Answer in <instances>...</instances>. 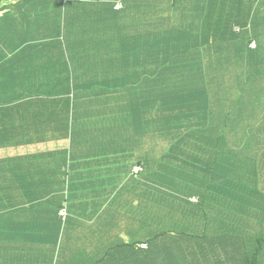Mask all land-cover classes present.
<instances>
[{
    "label": "trees",
    "instance_id": "16d2710c",
    "mask_svg": "<svg viewBox=\"0 0 264 264\" xmlns=\"http://www.w3.org/2000/svg\"><path fill=\"white\" fill-rule=\"evenodd\" d=\"M5 1L8 4L5 7L24 8L20 11L27 21L17 27L23 31L37 27L33 37L36 41L27 45L35 44L39 56L55 49L61 59L65 57L68 46L62 39H57L62 45L58 41L47 43L45 27L53 26L56 19L67 30V20L60 12L67 8L69 0ZM97 1L108 6L107 12H101L102 18L128 10V15L134 16L140 26L134 37L125 38L126 46L109 45L101 49L106 53L101 58L111 49L117 50L103 71L105 76L112 74V77L98 76L101 70L87 71L92 62L89 66L86 63L88 67L75 77L69 65L64 64L60 78L54 79L52 92H25L11 102L26 99V102L34 100V104L49 103L53 113L49 111L50 120L45 118L48 129L38 128L73 144L78 111L84 103L79 90L92 95L88 105L94 110L100 104L116 100L118 134L125 136L133 130L139 139L146 141L141 145L144 157L134 166L130 177L142 193H155V216L166 214L170 204L165 203L168 194L204 189L210 198L219 194L229 201L234 199L236 204H231L236 214L246 217L255 214L264 220L261 215L264 207L257 206L264 205V0H120L123 8L116 12H111L116 0H94ZM3 7L0 5V11ZM32 15L39 18L32 19ZM158 15H161L159 21ZM122 21L129 32L135 28L130 21L119 19V23ZM148 22L150 25L145 29ZM117 28L124 31L120 25ZM101 29L95 28V34L87 37L88 46L100 38ZM3 32H0L1 52L10 49L14 41L8 40ZM31 32L23 33L18 40L28 41ZM85 49L82 42H77L74 55L84 59ZM75 56L69 60H75ZM78 65L75 64L76 70ZM95 90L115 91L116 98L103 103ZM26 94L29 97H24ZM6 102L0 100L2 165L5 161L1 156L13 142V133L6 128L14 127L4 117ZM38 141L34 137L31 143ZM137 167L140 169L136 172ZM179 178L184 182L175 181ZM150 184L156 188L152 189ZM140 204L141 214L149 215L152 203ZM217 207L218 203H191L184 210L182 215L188 225L181 234L187 236L186 242L191 247L196 242L204 248L216 247L220 230L225 229L223 233H226L235 229L240 234L239 228L256 226L260 229L247 232L248 248L239 252L235 264H264V221L217 222L219 218L213 213ZM198 214L203 224H193ZM211 218V222H206ZM242 246L241 241L236 242L237 249Z\"/></svg>",
    "mask_w": 264,
    "mask_h": 264
},
{
    "label": "crops",
    "instance_id": "0c3cea01",
    "mask_svg": "<svg viewBox=\"0 0 264 264\" xmlns=\"http://www.w3.org/2000/svg\"><path fill=\"white\" fill-rule=\"evenodd\" d=\"M21 9L24 8L12 5L0 11V32L4 31L10 41L14 39L10 49L0 51V100H7L4 117L6 123L14 126L6 128L13 133V142L8 143L18 144H8V151L1 156L5 162L0 164V264H235L239 252L248 248L247 232L260 228L244 226L239 228L240 234L235 229L223 233L225 229H222L220 236L216 235V247L206 248L203 243L204 248L199 242L191 247L190 242H186L187 236L181 234L188 225L182 213L191 203H218L213 211L215 218H219L217 222L224 219L229 224L239 219L262 223V216L238 215L231 204L235 203L234 199L229 201L219 194L210 198V193L207 198L204 189H197L195 193L176 191L168 194L165 198V203H170L168 213L155 216V193H142L130 177L134 166L144 157L141 145L146 141L139 139V134L133 130L127 131L125 136L118 134L119 105L116 100H111L116 98L115 91L95 90L103 103L111 101L94 110L88 105L92 95L79 90L84 105H79L76 128L72 126L75 128L73 144L66 138L59 139L39 129H48L45 118L50 120L49 111L51 113L53 109L49 103L34 104V100L26 102V99L11 102L25 92H52L54 79L60 78V68L64 64L73 65L77 74L92 62L87 71L101 70L104 74L106 57L117 54V50L111 49L103 58L105 62H101V57L106 54L101 49L128 35L134 37L135 30L140 29L135 17L123 10L119 17L102 18L101 12L108 11V6L102 2L67 1V8L60 12L67 20V30L56 19L53 26L45 27L47 43L62 39L68 46L69 51L64 57L67 60L60 58V52L55 54V49L46 50L44 56L50 58L53 65L48 70L52 74L45 75L44 69L39 67L38 47L33 40L37 27L27 31L17 27L27 21ZM117 10L114 7L111 12ZM38 18L35 15L32 19ZM119 19L130 21L135 28L129 32L125 21L119 23ZM118 25L124 31L118 29ZM149 25L148 22L145 29ZM97 27H102L101 36L95 39L94 45L88 46L85 41L95 34L93 30ZM30 32L32 36L28 41L18 40L23 33ZM38 37L41 39V34L38 33ZM32 41L34 45H27L26 51L24 44ZM77 42H82L86 48L84 59L74 55ZM72 55L75 60L71 61ZM97 60L99 64L94 63ZM78 63L79 70H76ZM102 77H112V74ZM34 137L39 140L37 143H31ZM40 145L42 148L37 147ZM175 181L184 182V179ZM183 185L181 189H184ZM151 187L156 188L155 185ZM150 200L154 202L149 204L148 212L151 213L142 215L140 203H150ZM257 206L264 207L262 204ZM63 209L67 211L66 217H62ZM199 218L198 214L193 224H203ZM211 220L206 219V222ZM237 241L243 243L239 249ZM141 244H147V248H142Z\"/></svg>",
    "mask_w": 264,
    "mask_h": 264
},
{
    "label": "rangeland",
    "instance_id": "374dc122",
    "mask_svg": "<svg viewBox=\"0 0 264 264\" xmlns=\"http://www.w3.org/2000/svg\"><path fill=\"white\" fill-rule=\"evenodd\" d=\"M0 5L5 7V5H8V4L6 3L5 0H3V1L0 3ZM119 43H122V44L126 45V43H125V38L122 39L121 41L111 43V46H116V45H118ZM224 44L229 46V43H228L227 41H225ZM24 46H25V50L27 51V50L29 49L28 46H27V44L25 43ZM44 54H45V53H44ZM49 57H50V53H49ZM106 58H107V61H106V63H105V67H107V66L111 63V61H110L111 58H110V57H106ZM100 61H101V62H105L103 58H102ZM38 62H39V67H41L42 69H44V74L47 75V73L49 72L48 70L50 69L51 65H53V62H51V59L48 58V57H46V56H44V55H42V56H39V61H38ZM69 68H70L71 71H72L71 75L76 77L77 74L74 72V67H73V65H69ZM49 73L52 74V71H50ZM104 75H105V74H103L102 76H104ZM98 76L102 77V76H101V73H100ZM3 98H4V97H3ZM155 148H156V147H155ZM155 148H154L153 151H151L152 154L154 153ZM151 149H152V147H151ZM147 201H148V199H147ZM150 203H154L153 200H150ZM155 203H156V202H155ZM164 209H165V207H164ZM167 213H168V209H167Z\"/></svg>",
    "mask_w": 264,
    "mask_h": 264
},
{
    "label": "clouds",
    "instance_id": "9594fccd",
    "mask_svg": "<svg viewBox=\"0 0 264 264\" xmlns=\"http://www.w3.org/2000/svg\"><path fill=\"white\" fill-rule=\"evenodd\" d=\"M115 9H122L123 8V4H122V2L120 1V0H116L115 1ZM65 212H66V214H67V211H66V209H63ZM62 217H64V216H62ZM66 217V216H65ZM142 245V244H141ZM147 245V244H146ZM142 247V246H141ZM142 248H147V246L146 247H142Z\"/></svg>",
    "mask_w": 264,
    "mask_h": 264
},
{
    "label": "built area",
    "instance_id": "2783aa9c",
    "mask_svg": "<svg viewBox=\"0 0 264 264\" xmlns=\"http://www.w3.org/2000/svg\"><path fill=\"white\" fill-rule=\"evenodd\" d=\"M135 169H136V172H137V171H139L140 168L137 167ZM62 216H64V217L66 216V212L64 210L62 211ZM141 246L142 247H146L147 245L146 244H142Z\"/></svg>",
    "mask_w": 264,
    "mask_h": 264
},
{
    "label": "bare ground",
    "instance_id": "6f19581e",
    "mask_svg": "<svg viewBox=\"0 0 264 264\" xmlns=\"http://www.w3.org/2000/svg\"><path fill=\"white\" fill-rule=\"evenodd\" d=\"M115 5V4H114Z\"/></svg>",
    "mask_w": 264,
    "mask_h": 264
}]
</instances>
